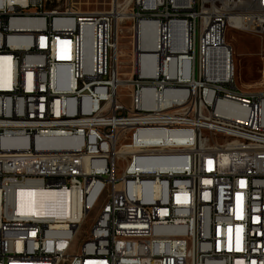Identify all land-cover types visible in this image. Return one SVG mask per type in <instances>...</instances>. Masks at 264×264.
<instances>
[{"label": "built area", "instance_id": "obj_1", "mask_svg": "<svg viewBox=\"0 0 264 264\" xmlns=\"http://www.w3.org/2000/svg\"><path fill=\"white\" fill-rule=\"evenodd\" d=\"M231 29L264 36V0H0V264H264V93L236 87ZM100 183L119 204L79 240ZM26 189L83 212L23 211Z\"/></svg>", "mask_w": 264, "mask_h": 264}, {"label": "rangeland", "instance_id": "obj_2", "mask_svg": "<svg viewBox=\"0 0 264 264\" xmlns=\"http://www.w3.org/2000/svg\"><path fill=\"white\" fill-rule=\"evenodd\" d=\"M74 3L82 13H95L110 10L112 0H74ZM226 41L234 55L236 87L244 93H264V36L231 29L227 33ZM129 44L130 33L125 29L121 44V64L126 69L124 74L132 68ZM124 92L121 91L122 96L125 95ZM100 209L101 202L87 215L78 236L79 240L89 233Z\"/></svg>", "mask_w": 264, "mask_h": 264}, {"label": "bare ground", "instance_id": "obj_3", "mask_svg": "<svg viewBox=\"0 0 264 264\" xmlns=\"http://www.w3.org/2000/svg\"><path fill=\"white\" fill-rule=\"evenodd\" d=\"M20 4H25L28 0H13ZM143 18V7L132 6L130 21H140ZM147 49L155 50L153 39L150 38L145 45ZM131 57V67L133 68V56ZM119 115L123 119H133V111L130 106H121ZM108 117H115V107H108ZM119 135H126V128H119ZM134 139L126 140V147H133ZM123 169L135 171L138 166V156L136 153H124L122 155ZM98 200L101 206H114L119 204V196H114L113 187L109 183H100L98 190ZM20 209L33 214L55 215L62 219L71 218L73 211L77 215L83 212L82 196L80 193L58 192L54 190H23L20 196ZM81 227H77V234H80Z\"/></svg>", "mask_w": 264, "mask_h": 264}]
</instances>
